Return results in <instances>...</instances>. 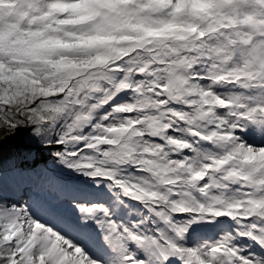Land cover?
Here are the masks:
<instances>
[{
	"label": "snow or ice",
	"instance_id": "snow-or-ice-1",
	"mask_svg": "<svg viewBox=\"0 0 264 264\" xmlns=\"http://www.w3.org/2000/svg\"><path fill=\"white\" fill-rule=\"evenodd\" d=\"M0 264H264V0H0Z\"/></svg>",
	"mask_w": 264,
	"mask_h": 264
}]
</instances>
